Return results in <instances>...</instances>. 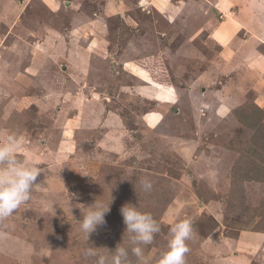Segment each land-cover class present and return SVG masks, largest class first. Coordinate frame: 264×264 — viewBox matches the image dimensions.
I'll return each instance as SVG.
<instances>
[{
	"label": "rangeland",
	"instance_id": "374dc122",
	"mask_svg": "<svg viewBox=\"0 0 264 264\" xmlns=\"http://www.w3.org/2000/svg\"><path fill=\"white\" fill-rule=\"evenodd\" d=\"M240 24L261 32L264 0H0V143L43 162L0 220V264H97L85 250L116 248L126 203L161 226L147 264L186 218V264H264L245 232L264 233V39ZM111 196L85 241L79 219Z\"/></svg>",
	"mask_w": 264,
	"mask_h": 264
},
{
	"label": "clouds",
	"instance_id": "9594fccd",
	"mask_svg": "<svg viewBox=\"0 0 264 264\" xmlns=\"http://www.w3.org/2000/svg\"><path fill=\"white\" fill-rule=\"evenodd\" d=\"M19 147L16 137L9 135L6 141L0 143V220L11 217L22 205L27 204L35 186L38 184L43 169L38 167L43 162L35 161L31 156L27 159L18 157L16 149ZM144 191H151L152 182L145 178L140 181ZM113 200L105 203L94 200L87 206V210L79 219L80 230L85 241H89L92 233L107 225L105 216L110 212ZM120 212L125 224L124 235L127 234V245L122 241L114 250H108L107 255H99L97 247L89 244L85 250L87 257H97V264H129V252L137 259L147 264L144 248L152 244L160 232L159 222L149 212L139 210L135 205L126 203ZM196 235L194 223L191 219H183L171 227V239L167 250L159 259V264H186L187 254L190 252L188 242Z\"/></svg>",
	"mask_w": 264,
	"mask_h": 264
},
{
	"label": "crops",
	"instance_id": "0c3cea01",
	"mask_svg": "<svg viewBox=\"0 0 264 264\" xmlns=\"http://www.w3.org/2000/svg\"><path fill=\"white\" fill-rule=\"evenodd\" d=\"M251 6H253V4ZM238 17L239 16L236 15V18H238ZM239 27L245 29V31L249 33L246 40H248L249 38L253 39V37H255L256 39H262V40L264 39V29L261 32H255L254 30L250 29L248 26H244V25L240 24ZM261 43L264 44V40ZM263 47H264V45H263ZM229 50L230 49H228V52H229ZM252 59H254V62H252L253 65H254V63L259 64L258 66L262 65V64H260V61H258L257 56H254V58H252ZM232 97L233 98H231V100H233V102L230 105H235L237 103L238 97H240V96H239V94H233ZM223 98L225 99L226 97H223ZM228 99H230V98H228ZM228 99L226 98L225 100L227 101ZM220 102L224 103L222 99ZM245 232L249 233V235H251L248 238V241L246 244L249 245V247L251 246V248H252L251 253H249V255L247 257V260L250 261V259L254 255L258 254L259 250H261V257H259V258L261 259V261H264V233L247 231V230H245ZM251 248H249V249H251Z\"/></svg>",
	"mask_w": 264,
	"mask_h": 264
},
{
	"label": "trees",
	"instance_id": "16d2710c",
	"mask_svg": "<svg viewBox=\"0 0 264 264\" xmlns=\"http://www.w3.org/2000/svg\"><path fill=\"white\" fill-rule=\"evenodd\" d=\"M255 165V166H254ZM250 164L247 168H246V171L243 173L244 174V177H248V175L250 173L254 174L255 175V171L257 170V165L256 164ZM255 170V171H254ZM256 176V175H255ZM257 177V176H256ZM260 178V177H259ZM258 181H261L258 179ZM264 181V180H262ZM255 230V229H254ZM257 257H261V250H259L258 254H257Z\"/></svg>",
	"mask_w": 264,
	"mask_h": 264
}]
</instances>
